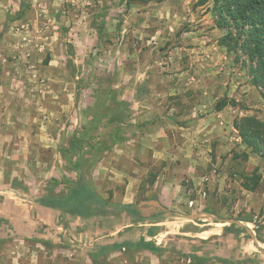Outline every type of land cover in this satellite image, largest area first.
<instances>
[{
    "label": "rangeland",
    "instance_id": "374dc122",
    "mask_svg": "<svg viewBox=\"0 0 264 264\" xmlns=\"http://www.w3.org/2000/svg\"><path fill=\"white\" fill-rule=\"evenodd\" d=\"M214 4L0 0V264H264V149L242 137L244 127L264 132V82L257 61L223 43ZM223 99L232 103L219 111ZM88 127L85 156L97 164L87 179L114 215L38 202L78 180L81 153L67 148ZM145 170L137 209L158 196L146 183L182 175L184 198L154 220L164 249L99 254L102 230L130 221L119 206L127 174Z\"/></svg>",
    "mask_w": 264,
    "mask_h": 264
},
{
    "label": "trees",
    "instance_id": "16d2710c",
    "mask_svg": "<svg viewBox=\"0 0 264 264\" xmlns=\"http://www.w3.org/2000/svg\"><path fill=\"white\" fill-rule=\"evenodd\" d=\"M214 11L218 16V25L222 28L229 29V33L222 39L227 46L234 42V47L241 48L250 56L253 61H257V77L264 82V0H214ZM234 29L236 33L233 32ZM232 102L223 99L218 102L217 109L220 111ZM247 121L252 124L253 119ZM91 136V129L88 127L82 136L75 135L69 139L68 151L71 153H81L79 158L73 163L77 171L78 180H69L66 190L62 193L45 196L38 200L42 205L60 209L70 213L75 217L90 218L96 215L109 213L116 208L115 204L102 197L96 190L92 180L87 176L92 175L93 169L97 164L95 158H86L87 141ZM244 142L254 147L256 151L264 149V132L259 128L252 126L242 129ZM65 153V150H64ZM70 157V163H72ZM91 163L92 167L88 168ZM91 166V165H90ZM255 175V176H254ZM251 182H245L244 187L248 190L255 191L261 183V174L255 173L253 176H247ZM122 213H127L133 219L139 220L151 219L157 215H148L144 211L138 210L131 204H120ZM110 212L109 214H113ZM115 214V213H114ZM113 214V215H114ZM1 222H9L6 218L0 216ZM236 224L225 227V232L236 231ZM263 228L258 230V240L264 243ZM9 238L0 237V247L7 243ZM45 244L51 245V242L44 241ZM164 247V246H163ZM105 251L123 250V249H148L158 252L161 248L153 240H147L142 237L139 241L123 240L108 243Z\"/></svg>",
    "mask_w": 264,
    "mask_h": 264
},
{
    "label": "crops",
    "instance_id": "0c3cea01",
    "mask_svg": "<svg viewBox=\"0 0 264 264\" xmlns=\"http://www.w3.org/2000/svg\"><path fill=\"white\" fill-rule=\"evenodd\" d=\"M159 152L156 153V157L159 156ZM102 167V166H101ZM104 169V168H102ZM101 173L103 171L101 170ZM147 170H145L144 174H141V172L136 173H129L128 181H127V190L129 193L127 196L122 200L123 204H135L136 197L138 190L141 189V184H145V180L148 176H151L152 174H148ZM142 175V176H141ZM142 177V178H141ZM182 175L174 174L170 171L169 174H159L157 177V180L151 185L147 184V187H150V192H158V196L154 198L153 196H146V198L142 199L139 204V209L141 211H144L146 214L153 215L157 214L151 219L147 220H139L137 217L133 219V217H129L130 221H128L125 216L124 218V224L121 223V219L118 223L119 225H115V228L112 229H103L101 236L97 237L98 245H101L99 254L104 255L105 252H107L108 258L111 259V257H116V255H121L122 250H109L105 251V246L108 243L115 242V241H123V240H132V241H139L142 237H146L147 240H152L154 237H158L159 235H163V228L159 229V222H155V218L160 216L161 212H167L168 209H170V206H173L174 204H177V202H180L184 198V193H182L181 190V183L180 178ZM184 177V176H183ZM255 198L261 199V203L264 205V197L261 196H255ZM145 200V201H144ZM176 201V202H175ZM160 208V209H159ZM264 218V214H263ZM73 223V222H72ZM77 227V226H76ZM159 229V230H158ZM104 231V232H103ZM100 232V231H99ZM106 232H109V235H111V238H105ZM165 233H169L166 231Z\"/></svg>",
    "mask_w": 264,
    "mask_h": 264
},
{
    "label": "built area",
    "instance_id": "2783aa9c",
    "mask_svg": "<svg viewBox=\"0 0 264 264\" xmlns=\"http://www.w3.org/2000/svg\"><path fill=\"white\" fill-rule=\"evenodd\" d=\"M205 195H206V193H204ZM194 202L193 201H191V204H193Z\"/></svg>",
    "mask_w": 264,
    "mask_h": 264
}]
</instances>
